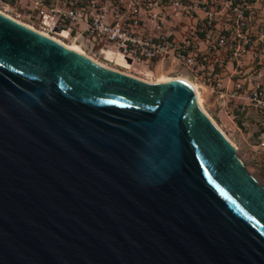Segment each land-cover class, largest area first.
I'll list each match as a JSON object with an SVG mask.
<instances>
[{"label":"water","instance_id":"95a60500","mask_svg":"<svg viewBox=\"0 0 264 264\" xmlns=\"http://www.w3.org/2000/svg\"><path fill=\"white\" fill-rule=\"evenodd\" d=\"M0 264H264V185L184 81L0 12Z\"/></svg>","mask_w":264,"mask_h":264},{"label":"built area","instance_id":"2783aa9c","mask_svg":"<svg viewBox=\"0 0 264 264\" xmlns=\"http://www.w3.org/2000/svg\"><path fill=\"white\" fill-rule=\"evenodd\" d=\"M16 1L42 29L74 34L117 70L159 68L195 82L226 117L247 109L264 116V0ZM117 53L131 67L116 63Z\"/></svg>","mask_w":264,"mask_h":264},{"label":"rangeland","instance_id":"374dc122","mask_svg":"<svg viewBox=\"0 0 264 264\" xmlns=\"http://www.w3.org/2000/svg\"><path fill=\"white\" fill-rule=\"evenodd\" d=\"M0 10L25 24H29L40 31L47 32L45 29H42L37 13L22 6L19 1L0 0ZM52 31L54 33L49 32V34L58 38L61 37L66 44L79 46L84 52L96 60L113 66L112 63L107 62L101 56L98 52V48L92 47L88 42L86 43L85 41V44L81 45L80 41L73 40L74 34L70 35V37H62L61 32L58 31L56 27L52 28ZM151 68L152 67L149 69ZM125 72L144 80H155L157 76L161 74L159 68L152 74L149 70L143 69L141 65H135L134 69L131 68L130 70H125ZM180 72L182 75L186 76L184 70H180ZM204 99L202 102L204 109L234 144L236 156L242 161L247 171L258 183L264 185V148L261 146V141H264V116L253 110L247 109L243 112L236 113L235 117H226L225 113L219 107L211 103V100L205 97Z\"/></svg>","mask_w":264,"mask_h":264},{"label":"bare ground","instance_id":"6f19581e","mask_svg":"<svg viewBox=\"0 0 264 264\" xmlns=\"http://www.w3.org/2000/svg\"><path fill=\"white\" fill-rule=\"evenodd\" d=\"M0 12L1 13H3V14H5V15H7V16H9V17H11L10 15H8V14H6L5 12H3L2 10H0ZM15 19V18H14ZM17 20V19H16ZM17 21H19V20H17ZM20 23H23V22H21V21H19ZM24 25H26V26H28L29 28H31V29H33V30H35V31H37V32H39L40 34H42V35H44V36H46V37H49V38H51V39H53V40H55V41H57V42H59V43H61L62 45H64V46H66V47H68L69 49H71V50H74V51H76V52H78V53H80V54H82V55H84V56H87V57H89L90 59H92V60H94L95 62H97V63H99V64H101V65H103V66H105V67H108V68H110V69H114V70H117V68H115V67H113V66H109V65H107V64H105V63H102V62H100V61H98V60H96L95 58H93L92 56H90V55H88L86 52H84L83 50H82V48L81 47H79V46H76V45H68V44H66L63 40H62V38L60 37V38H58V37H56V36H53V35H51V34H49V33H47V32H45V31H40V30H38V29H36V28H34L33 26H31V25H29V24H25V23H23ZM56 29L58 30V31H60L61 32V34H62V37H69V35H68V32L66 31V30H63V29H60V28H57L56 27ZM65 35V36H64ZM61 36V35H60ZM105 55H106V57L109 59V58H112L113 56H112V53L110 52V51H105ZM114 59H115V61H116V63H120V65H124V67H126V68H129V67H131V65H130V63L124 58V57H122L120 54H116L115 55V57H114ZM118 71H121V70H118ZM123 72V71H122ZM127 72V71H126ZM125 71H124V73H126ZM128 74V73H127ZM144 80V79H143ZM146 81H149V82H156V83H163V82H167V81H171V80H181V81H184L185 83H187L191 88H192V90H193V92H194V97H195V101H196V103H197V105L200 107V109L213 121V119L211 118V116L209 115V113L204 109V107H203V97H202V94H201V92L199 91V89H198V85L195 83V82H192V81H190L189 79H187L186 77H183V76H177V77H171V76H168V75H166V74H164V73H161V74H159L158 76H157V78L154 80H147V79H145ZM214 122V121H213ZM215 123V122H214ZM216 124V123H215ZM218 127V126H217ZM219 128V127H218ZM220 129V128H219ZM221 130V129H220ZM222 131V130H221ZM222 133H223V131H222ZM224 134V133H223ZM225 135V134H224ZM226 136V135H225ZM227 137V136H226ZM227 139H229L228 137H227ZM229 141L231 142V140L229 139ZM231 144L233 145V147H234V144L231 142Z\"/></svg>","mask_w":264,"mask_h":264}]
</instances>
